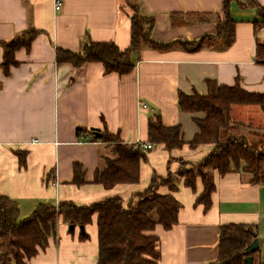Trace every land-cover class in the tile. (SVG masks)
Instances as JSON below:
<instances>
[{"label": "crops", "instance_id": "0c3cea01", "mask_svg": "<svg viewBox=\"0 0 264 264\" xmlns=\"http://www.w3.org/2000/svg\"><path fill=\"white\" fill-rule=\"evenodd\" d=\"M0 0L1 43L12 41L28 28L40 30L31 50H20V63L8 76L0 69V192L14 202L20 220L29 218L42 204L72 202L88 206L120 197L127 207L132 198L145 192L153 177L177 176L180 162L198 163L213 150L211 145L193 149L190 143L199 133L195 119L204 114L180 110V93L208 94V81L234 86L237 81L250 93H264V65L256 63L259 11L242 8L247 0H231L230 13L236 22L235 40L226 47L216 40L209 47L190 50L183 45L215 36L218 23L225 22V0ZM264 6V0H253ZM143 16L155 19L152 38L175 43L165 50L144 48L134 55L129 75L105 74L100 63L76 68L58 64L57 48L81 52L88 38L113 42L125 50L131 42L134 6ZM264 39V29L260 32ZM143 105H147L143 109ZM161 116L166 126L180 125L184 146L167 151L154 145L142 161L140 179L107 189L95 182L114 158V146L94 140L95 133L118 135L127 144H147L150 118ZM232 121L249 143L264 149V111L259 106L236 105ZM240 128V129H239ZM97 138V137H96ZM100 139V138H99ZM18 153L26 154L22 167ZM85 183H75V168ZM216 189L211 206L197 202L204 190L197 179L196 191L185 180L174 177L178 188L159 189L181 204L178 223L171 230L157 226L160 264H210L219 257L220 229L225 225L254 227L260 248L254 264H264V184L252 182L247 172L214 173ZM60 218L57 235L46 249L28 264H98L97 217L82 231Z\"/></svg>", "mask_w": 264, "mask_h": 264}, {"label": "trees", "instance_id": "16d2710c", "mask_svg": "<svg viewBox=\"0 0 264 264\" xmlns=\"http://www.w3.org/2000/svg\"><path fill=\"white\" fill-rule=\"evenodd\" d=\"M231 0H225V22H219L215 36H207L200 41L185 43L183 47L199 50L209 47L213 41L221 40L226 47L235 40L236 22L230 13ZM242 8L255 7L259 11V21L255 23L257 31L256 63L264 65V6L253 0L239 3ZM131 17L130 46L122 50L113 42H94L88 38L81 52H71L57 48L58 64L70 63L76 68L90 63H100L105 74L129 75L135 69L134 55L144 48L165 50L175 43H162L152 38L155 19L143 16L136 5ZM42 34L40 30L28 28L12 41L1 43L3 62L0 69L8 76L13 67L20 63L16 54L22 49L30 51L35 39ZM208 94L189 96L179 95L178 105L181 111L190 114H204L203 119H195L199 133L190 143L196 149L202 145H211L214 150L201 162L190 163L180 160L182 166L177 172L185 180V186L196 191L197 179L201 178L204 190L197 202L206 209L211 206V196L216 189L214 173L220 176L231 172H247L253 177L252 182L264 184V149L253 146L238 130L232 121L231 110L236 105L259 106L264 111V93L247 92L240 82L234 86L219 85L208 81ZM240 129V128H239ZM149 142L163 145L167 151L181 149L183 140L180 125L166 126L161 116L150 118L148 125ZM95 141L114 146V158H107V169L97 173L95 182L107 189L121 184H135L140 179L142 161L147 160L149 151L140 144H127L118 135L102 133V138ZM20 164L26 167V154L18 153ZM190 168H189V167ZM75 168V183H85ZM168 186L173 192L178 186L172 173L167 177H153L149 188L135 195L128 206L120 197L109 198L88 206H77L72 202L58 205H40L25 220H20L18 206L0 192V264H28L40 250L47 248L51 238L57 235L60 218L70 225L89 226L97 217L99 260L98 264H160V239L154 235L157 226L171 230L178 223L181 204L173 195H162L159 189ZM254 227L245 225H225L220 229L219 257L210 264H247L245 253L249 245L258 237ZM82 240L89 239V234L82 232ZM254 264V263H253Z\"/></svg>", "mask_w": 264, "mask_h": 264}, {"label": "water", "instance_id": "95a60500", "mask_svg": "<svg viewBox=\"0 0 264 264\" xmlns=\"http://www.w3.org/2000/svg\"><path fill=\"white\" fill-rule=\"evenodd\" d=\"M95 136L97 138H102V134L101 133H95ZM71 232H74L75 230V225H70L69 227ZM80 229L82 232H85V226H80ZM260 248V241L258 238H256L250 245L249 247L246 249L245 253L247 255L246 258V262L247 264H253L254 263V257L253 254Z\"/></svg>", "mask_w": 264, "mask_h": 264}, {"label": "built area", "instance_id": "2783aa9c", "mask_svg": "<svg viewBox=\"0 0 264 264\" xmlns=\"http://www.w3.org/2000/svg\"><path fill=\"white\" fill-rule=\"evenodd\" d=\"M54 6H55V11H57V12L61 11L63 8V1L62 0H55ZM142 107H143V109H146L148 106L143 105ZM137 144H140L145 151L151 150L153 148V145L151 143L141 144V143L137 142Z\"/></svg>", "mask_w": 264, "mask_h": 264}, {"label": "rangeland", "instance_id": "374dc122", "mask_svg": "<svg viewBox=\"0 0 264 264\" xmlns=\"http://www.w3.org/2000/svg\"><path fill=\"white\" fill-rule=\"evenodd\" d=\"M153 145V144H152ZM153 147H154V145H153ZM153 149V148H152ZM151 149V150H152ZM148 151H150V150H148ZM189 167V166H188ZM190 168V167H189ZM172 177H173V179H174V177H176V179H178L179 180V177H177V176H174V175H172ZM264 260V259H263Z\"/></svg>", "mask_w": 264, "mask_h": 264}]
</instances>
